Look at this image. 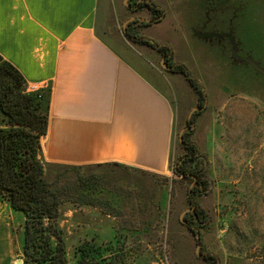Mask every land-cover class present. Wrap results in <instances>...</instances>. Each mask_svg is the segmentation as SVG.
<instances>
[{
	"label": "rangeland",
	"instance_id": "obj_1",
	"mask_svg": "<svg viewBox=\"0 0 264 264\" xmlns=\"http://www.w3.org/2000/svg\"><path fill=\"white\" fill-rule=\"evenodd\" d=\"M149 1L161 7L164 16L149 26L136 27V33L169 46L206 96L190 136L199 147L193 166L198 164L209 179L208 189L197 199L208 218L200 230L202 250L198 252L196 236L182 222L185 214L181 213L190 208V180L174 173L158 180L169 188L170 210L163 222L151 228H118L112 225L113 216L119 215H114L111 201L125 198V190L118 186L122 181L113 178L105 167H84L66 172L71 183L81 177L86 184L85 196L73 197L62 206L60 223L65 231L68 264H76L82 246L90 252L98 250L96 258L101 264H208L200 251L217 256V264H264V75L239 59L251 60L264 70V0H176L190 3L200 25L205 22L208 26L209 32L199 30L200 25L187 30L188 39L203 44L191 41L195 46L192 52H187L183 42L177 4L173 0ZM133 15L143 19L151 16L147 9ZM177 75L174 87L179 123L174 160L183 151L179 133L198 103L194 89L183 75ZM143 191L136 187L130 197L138 209ZM23 223V215L0 196V264L22 260Z\"/></svg>",
	"mask_w": 264,
	"mask_h": 264
},
{
	"label": "crops",
	"instance_id": "obj_2",
	"mask_svg": "<svg viewBox=\"0 0 264 264\" xmlns=\"http://www.w3.org/2000/svg\"><path fill=\"white\" fill-rule=\"evenodd\" d=\"M173 2L192 52L191 41L203 44L188 39L187 30H196L200 19L190 3ZM130 12L128 0H0V55L30 90L49 97L42 159L105 167L125 190V198L111 201L119 215L113 227L151 228L170 210L168 185L158 180L173 173L179 77L156 50L126 36ZM140 186L145 196L138 209L130 197Z\"/></svg>",
	"mask_w": 264,
	"mask_h": 264
},
{
	"label": "trees",
	"instance_id": "obj_3",
	"mask_svg": "<svg viewBox=\"0 0 264 264\" xmlns=\"http://www.w3.org/2000/svg\"><path fill=\"white\" fill-rule=\"evenodd\" d=\"M128 7L132 14L143 9L150 12V22L129 23L126 36L135 44L148 46L166 56L164 63L171 68L170 72L185 77L198 96L197 107L201 108L192 115L195 122L206 100L202 85L184 64L173 61L169 46L159 45L136 33L138 26L159 22L164 16L163 9L149 0H129ZM48 110V95L30 90L21 72L0 55V196L13 211L24 217L20 257L23 264H68L65 231L60 223L62 206L73 197L85 196L86 184L81 177L71 183L66 175L69 169L83 167L55 165L42 159L41 139L47 134ZM192 132V129L185 131L183 144L180 143L182 154L171 162L173 173L191 183L202 175L196 172L200 171L198 164L193 166L198 160L199 147L190 140ZM206 187L200 184L189 188L190 205ZM184 216L190 232L195 236L200 234L197 244L202 243L200 230L208 222L206 212L195 210ZM86 248L78 249L80 257L76 264H101L96 258L98 250L90 252ZM202 256L208 264L218 263L217 256L212 253Z\"/></svg>",
	"mask_w": 264,
	"mask_h": 264
},
{
	"label": "water",
	"instance_id": "obj_4",
	"mask_svg": "<svg viewBox=\"0 0 264 264\" xmlns=\"http://www.w3.org/2000/svg\"><path fill=\"white\" fill-rule=\"evenodd\" d=\"M129 1V0H128ZM133 21H142V22H147V23H149L150 22V19H143V18H138V17H132V18H130L128 21H127V25L129 24V23H131V22H133ZM125 32H127V29L125 28ZM208 36H218V37H222L223 35H215V34H209ZM232 39V38H231ZM231 44H232V46H233V49H232V52H233V54H234V56H236V49H235V44H234V42H233V39L231 40ZM166 59V57H164L163 58V67L164 68H166V69H171V68H169L168 66H166L165 65V63H164V60ZM241 61H243V62H246V63H248V64H250V65H252L259 73H261V74H263L264 75V70L263 69H261L255 62H253V61H251V60H248V59H244V58H239ZM202 109H204V107L202 108ZM199 110H201V108H199V107H195L192 111H191V113H190V116H189V119L192 117V115L196 112V111H199ZM194 127V125L192 126V127H185V128H183L181 131H180V133H179V141H180V143L181 144H183V134L185 133V131H187V130H189V129H192ZM195 180H196V178H194ZM193 209H187L185 212H184V214H186L188 211H192ZM182 222L184 223V224H186V221L185 220H183L182 219ZM196 239L197 240H199L200 239V234H196ZM201 246H202V243H199L198 244V247H197V250H198V252H199V249L201 248ZM199 255H201L200 253H198ZM17 264H23V261L22 260H19V261H17Z\"/></svg>",
	"mask_w": 264,
	"mask_h": 264
},
{
	"label": "flooded vegetation",
	"instance_id": "obj_5",
	"mask_svg": "<svg viewBox=\"0 0 264 264\" xmlns=\"http://www.w3.org/2000/svg\"><path fill=\"white\" fill-rule=\"evenodd\" d=\"M199 30H201L202 32H209V30H208V26H207V24L204 22V24H201L200 25V27H199ZM163 58L164 57H166V56H162ZM167 59V58H166ZM165 59V60H166ZM164 60V61H165ZM168 70V69H167ZM168 71H171V69H169ZM206 101V100H205ZM205 101L203 102V105H202V107L204 106L205 107V105H206V103H205ZM198 104V103H197ZM193 125H195V122L194 121H192V117L190 118V119H188L187 120V123H186V127H192ZM195 127V126H194ZM194 127L192 128V130L194 129ZM188 131V130H187ZM184 147V146H183ZM183 153H185L186 154V151H184ZM182 154V153H181ZM197 157L199 158V153H198V155H197ZM196 172L199 174V175H201V177H197V179L196 180H193V183H192V185H191V187H194V186H200V184H205V187H206V184H208V186H209V179H208V177L207 176H205L201 171H197L196 170ZM208 189V187H206L205 188V190H204V192L206 191ZM198 198H196V199H194V201H193V203L190 205V208L189 209H193L192 211L194 212L195 210L196 211H201V210H204L205 212H206V214H207V211L204 209V208H202L199 204H198V200H197ZM192 211H188L187 213H186V215L187 214H189V213H193ZM208 221V220H207ZM186 225V224H185ZM202 255H204V253L202 254Z\"/></svg>",
	"mask_w": 264,
	"mask_h": 264
},
{
	"label": "built area",
	"instance_id": "obj_6",
	"mask_svg": "<svg viewBox=\"0 0 264 264\" xmlns=\"http://www.w3.org/2000/svg\"><path fill=\"white\" fill-rule=\"evenodd\" d=\"M34 91H41V89H35Z\"/></svg>",
	"mask_w": 264,
	"mask_h": 264
}]
</instances>
